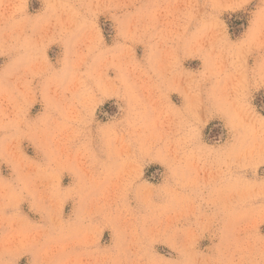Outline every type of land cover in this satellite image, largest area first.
Here are the masks:
<instances>
[{
    "label": "rangeland",
    "instance_id": "1",
    "mask_svg": "<svg viewBox=\"0 0 264 264\" xmlns=\"http://www.w3.org/2000/svg\"><path fill=\"white\" fill-rule=\"evenodd\" d=\"M0 264H264V0H0Z\"/></svg>",
    "mask_w": 264,
    "mask_h": 264
}]
</instances>
